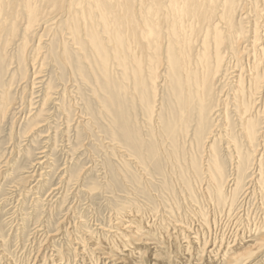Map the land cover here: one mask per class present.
<instances>
[{"label": "rangeland", "instance_id": "374dc122", "mask_svg": "<svg viewBox=\"0 0 264 264\" xmlns=\"http://www.w3.org/2000/svg\"><path fill=\"white\" fill-rule=\"evenodd\" d=\"M18 11L17 23L10 19L8 30L0 35L4 34L0 37V264H161V260L162 264H226L231 261L229 257L237 248L236 239H242L241 233L249 232L250 227L252 231L253 225H264V195L257 185L258 179L257 182L251 179L257 175L259 166L253 167L256 172L253 177L248 173L237 192L236 206L229 209L216 207L210 200L206 174L202 173L197 183L193 178L194 188L188 187L184 181L194 177L188 171L189 162L183 160L182 167L181 164L167 166L165 157L158 164L151 156L143 161L137 159L132 146L113 133L118 126L111 116L107 112L100 115L106 111L102 101L107 94L100 90L99 84L93 82L100 96L97 98L92 92L94 86L79 84L68 77L69 68L65 70L66 78L62 77V67L55 57L61 51L58 43L62 40L72 52L76 47L65 25V13L53 20L50 28L38 27L28 33L25 30L28 16ZM24 39L29 41L25 42V52L21 49ZM161 50L157 51L160 58L154 54L158 63L150 72L156 78L155 82H149L148 90L150 95L156 88L155 109L164 111L169 88L168 63L166 47ZM23 56L26 61L22 63ZM72 59L75 63L76 56ZM26 68L28 75L23 78ZM112 69V79L118 82L120 69L115 66ZM48 84H52V89ZM10 87L8 97L12 103L6 109L2 94ZM46 88L51 92L50 97ZM64 97L72 106L70 111L64 106ZM126 98L125 101L134 104L131 116L136 113L135 126L145 142L144 153L148 154L149 143L156 141L158 112L153 114L154 118H148L139 99L131 94ZM88 99L93 104L87 110ZM92 112H95L93 117ZM35 113L41 116L32 121ZM206 154L203 151L199 156V164L204 167L209 160ZM222 155L227 174L231 175L233 165L226 160L225 151ZM39 161L45 163L38 164ZM159 165L165 166L164 174L157 169ZM182 169L190 175L185 177ZM234 183L223 185L225 191L233 189Z\"/></svg>", "mask_w": 264, "mask_h": 264}, {"label": "bare ground", "instance_id": "6f19581e", "mask_svg": "<svg viewBox=\"0 0 264 264\" xmlns=\"http://www.w3.org/2000/svg\"><path fill=\"white\" fill-rule=\"evenodd\" d=\"M17 3L18 0H0V35L8 30V23H17L19 9L28 16L25 29L28 33L38 27L45 30L53 20L57 21L61 13H65V25L76 47L72 52L62 40L58 43L61 51L55 57L62 67V77L66 78L65 70L69 68L68 77L79 84L94 86L92 92L97 98L100 96L93 82L99 84L100 90L107 94L102 101L106 111L100 115L107 112L111 116L118 126L113 133L121 135L125 144L132 146L136 158L143 161V158L151 156L152 160H158V164L165 157L167 166L181 164L183 160L189 162L185 164H188V171L194 177L190 176L189 181H184L188 187L194 188L193 178L197 183L201 174H206L209 177L207 183H210L207 191L210 200L216 207L229 209L236 206L237 192L243 187L249 172L254 176L253 167L257 164V175L251 179H258L260 184L256 183L257 180L255 183L260 185L264 195V0H21L18 3L20 6ZM10 19L15 21L9 22ZM12 28L15 30L16 25ZM25 42L29 41H22L21 49L24 52ZM161 47H166L168 63L166 73L169 88L164 111L155 109V101H158L156 88L150 95L148 90L149 82L156 78L150 72L158 63L154 54L159 57L157 51ZM73 55L76 56L75 63ZM20 59L22 63L26 61L24 56ZM27 61L30 62L29 59ZM114 66L120 69L121 79L117 77L120 79L118 82L112 79ZM28 68L23 72V78L27 77ZM48 85L52 89V84ZM7 89L2 94L6 109L12 103L8 97L11 87ZM47 90L50 97L51 92ZM129 94L140 100L148 118H154L153 114L158 112V128L153 130L156 141L149 143L148 154L144 153L145 142L135 126L136 113L131 116L134 104L125 101ZM63 101L70 111L72 106L68 104L67 97ZM85 103L88 110L93 101L88 99ZM94 113L90 115L93 117ZM35 114L37 116L34 115L32 121H37L41 116L40 113ZM221 146L225 148L226 160L233 165L231 175L227 174ZM203 151L209 157L205 167L199 164ZM41 163L45 161L38 162ZM164 167L159 165L157 169L164 174ZM181 172L185 177L189 174L185 169ZM231 182H235V187L226 192L224 186L231 185ZM253 226L254 230L251 231L250 227L249 232L241 233L242 239H236L237 248L229 257L231 261L226 264H264V225ZM160 262L162 264L164 261Z\"/></svg>", "mask_w": 264, "mask_h": 264}]
</instances>
